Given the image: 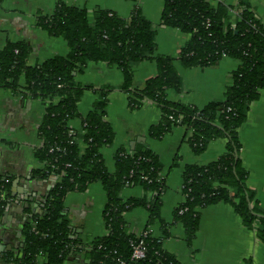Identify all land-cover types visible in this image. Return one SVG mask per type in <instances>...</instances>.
<instances>
[{
    "label": "trees",
    "instance_id": "16d2710c",
    "mask_svg": "<svg viewBox=\"0 0 264 264\" xmlns=\"http://www.w3.org/2000/svg\"><path fill=\"white\" fill-rule=\"evenodd\" d=\"M130 1L134 6L127 18L97 8L92 21L84 7L58 1L50 15L38 19V25L49 36L66 41V55L28 65L29 50L24 43L8 41L0 50V89L12 94L20 91L22 97L40 100L45 106L38 128L41 143L33 150L41 167L34 170L33 177L53 180L40 209L30 212L22 226L20 252L5 254L14 264H66L69 256L79 258L81 264H181L162 246L170 225L160 213L165 178L156 153L146 144L130 152L119 148L112 157L113 169L106 165L101 150L114 141L106 106L115 87L94 89L77 82L75 73L90 62L121 71L123 81L117 88L127 95L130 110L140 109L145 102L158 108L159 120L148 130L151 138L161 139L174 126H183L196 155L211 140H227L215 161L183 168V201L174 209L173 218L174 223L182 224L186 243L191 245L198 230L200 210L218 203L230 204L264 243V218L258 216L264 211L246 185L237 134L249 105L264 89V23L247 0L234 5L223 0H164L160 24L189 35L173 58L156 53L155 26L142 15L138 0ZM222 57L239 62L222 99L201 108L168 99L169 91L181 89L175 62L184 68L205 69L216 66ZM144 61L155 63L156 74L142 88H134V67ZM88 90L97 98L82 117L77 105ZM73 119H79V128L69 126ZM8 182L0 178V217L10 197ZM93 183L100 184L106 194L102 218L107 234L85 239L77 235L65 215L64 200ZM133 186L150 197L124 199L123 190ZM136 208L147 213L146 224L138 233L130 230L125 219ZM148 227L157 228L161 235L144 234ZM138 245L143 256L134 258Z\"/></svg>",
    "mask_w": 264,
    "mask_h": 264
},
{
    "label": "crops",
    "instance_id": "0c3cea01",
    "mask_svg": "<svg viewBox=\"0 0 264 264\" xmlns=\"http://www.w3.org/2000/svg\"><path fill=\"white\" fill-rule=\"evenodd\" d=\"M58 1L68 6L84 7L88 20H93L94 10L114 11L127 18L134 3L130 0H0V50L8 42L24 43L28 50V65L41 64L56 55L69 51L66 41L49 36L39 25L38 19L50 15ZM234 5L238 0H223ZM254 14L264 23V0H247ZM164 0H138L137 4L145 19L155 27L156 53L177 57L179 49L189 35L160 24ZM238 61L222 57L211 68H184L175 62L181 77V89L169 91L168 99L203 107L214 99H222L231 84L230 74ZM156 74V65L144 61L134 67L133 87L142 88L145 81ZM77 82L91 85L94 89L104 85L115 87L108 95L106 120L114 132V141L101 152L108 169L114 167L113 154L119 148L127 151L146 144L156 153L162 163L165 188L161 195L160 213L170 226L169 236L162 246L176 256L181 264H264V243L256 237L255 229L246 227L233 207L218 203L200 210L198 230L188 245L182 224L174 223L173 211L183 201L181 193L182 171L185 165L204 166L215 161L225 150L227 140H211L203 152L194 154L186 141L183 126H174L161 139L149 136V128L159 120L156 106L145 102L138 110H130L127 95L117 87L122 83L121 71L102 62H90L82 71L75 73ZM97 96L85 91L77 109L83 117L92 108ZM45 106L37 99L22 97L21 92L12 94L0 89V178L9 182V201L0 217V264H14L6 253H19L22 244V226L30 212L38 211L43 204L53 180L42 181L33 177L40 168L33 150L41 141L38 128ZM246 121L238 128L240 160L247 172L246 185L264 211V89L247 110ZM73 129L79 128V119L69 122ZM7 183V182H6ZM150 197L141 187L125 188L122 197ZM106 194L98 183L90 184L84 192L69 193L64 200V213L81 238L93 239L107 234L102 218ZM130 230H143L147 213L136 208L125 214ZM155 234L161 235L155 228ZM66 264H81L79 258L69 256Z\"/></svg>",
    "mask_w": 264,
    "mask_h": 264
},
{
    "label": "built area",
    "instance_id": "2783aa9c",
    "mask_svg": "<svg viewBox=\"0 0 264 264\" xmlns=\"http://www.w3.org/2000/svg\"><path fill=\"white\" fill-rule=\"evenodd\" d=\"M155 233V227H148L146 232L144 234H154ZM143 256V248L138 245L134 248L133 257L134 258H140Z\"/></svg>",
    "mask_w": 264,
    "mask_h": 264
},
{
    "label": "water",
    "instance_id": "95a60500",
    "mask_svg": "<svg viewBox=\"0 0 264 264\" xmlns=\"http://www.w3.org/2000/svg\"><path fill=\"white\" fill-rule=\"evenodd\" d=\"M235 158L237 159V155H235ZM248 206L249 208L251 207L249 199H248ZM258 216L264 218L263 214H259Z\"/></svg>",
    "mask_w": 264,
    "mask_h": 264
}]
</instances>
